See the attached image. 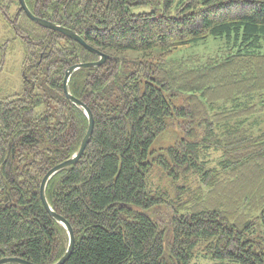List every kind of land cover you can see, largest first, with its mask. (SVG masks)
I'll return each mask as SVG.
<instances>
[{"label": "trees", "instance_id": "trees-1", "mask_svg": "<svg viewBox=\"0 0 264 264\" xmlns=\"http://www.w3.org/2000/svg\"><path fill=\"white\" fill-rule=\"evenodd\" d=\"M26 3L34 15L111 56L101 66L79 68L68 83L91 109L95 127L80 160L47 185L52 209L75 232L64 264H190L198 252L233 264H264V134L244 127L264 111L254 101L264 91V0ZM140 6L154 9L132 11ZM0 14L23 48L22 88L0 95V259L54 264L68 234L45 208L40 184L78 151L88 128L84 110L65 95L66 71L99 56L32 21L18 0H0ZM210 37L225 39L229 49L205 59L168 60ZM7 43L0 41L3 61ZM179 97L185 104L177 105ZM176 121L182 137L158 147ZM211 149L224 152L219 169L206 166ZM156 167L173 182L199 176L210 191L178 185L190 206L170 199L150 187ZM250 168L258 172L247 175ZM239 183L253 191H233ZM223 185L222 199L210 204ZM162 205L173 215H158Z\"/></svg>", "mask_w": 264, "mask_h": 264}, {"label": "rangeland", "instance_id": "rangeland-1", "mask_svg": "<svg viewBox=\"0 0 264 264\" xmlns=\"http://www.w3.org/2000/svg\"><path fill=\"white\" fill-rule=\"evenodd\" d=\"M179 1V0H177ZM154 8L151 6H140L134 7L132 11L134 13L139 12H151ZM15 10V8H14ZM8 40L6 47V55L5 60L1 59L0 55V65L2 64V68L0 70V95L7 92H19L22 88V62H23V51H22V43L19 38L16 37L10 25H7L4 21L3 17L0 14V41ZM230 45L223 38H214L210 37L207 40L200 41L195 44H191L190 46L182 47L175 52H173L168 58L169 61H173L175 63H181L187 60V58H196L205 59L208 56L212 55H220L225 52V50L229 49ZM3 61V62H2ZM185 99H188V96L183 95ZM257 106H261L264 109V91L261 95H257L256 100ZM185 104L184 101H181V97L178 98L177 105ZM241 120V119H239ZM237 120V121H239ZM247 120V119H246ZM252 123L253 125H250ZM244 127H247L252 135L259 136L264 134V111L258 113L254 116H250L246 121ZM182 127L181 122H173L171 126L168 127L167 131L162 135L160 141H158L157 146L166 148L171 143H174L176 139L178 140L182 137ZM224 152L222 150L216 151L211 149L207 152V160L208 164L207 168H217L220 167V162L222 160ZM254 168H250L246 174H253ZM255 171V170H254ZM258 172V171H255ZM184 185L194 190H199L202 188L204 194H207L210 190L200 184L199 176L193 177L188 174L187 179H182L177 182H173L163 171L156 167L150 176V187L153 190H161L170 199H179L187 202L185 205L190 206V195H179L178 189L176 186ZM225 186H220L214 191L213 194L209 197V203L215 205L217 200H221V192ZM233 191L242 192L246 190L251 192L253 190L246 188L245 186L239 184H234L232 186ZM258 191V189H256ZM155 212L158 213L161 217H170L173 210L167 205H162L161 207L156 208ZM252 215H256L253 213ZM190 264H233L229 261H220L214 260L210 257H207L202 252L196 253L195 257L191 261Z\"/></svg>", "mask_w": 264, "mask_h": 264}, {"label": "water", "instance_id": "water-1", "mask_svg": "<svg viewBox=\"0 0 264 264\" xmlns=\"http://www.w3.org/2000/svg\"><path fill=\"white\" fill-rule=\"evenodd\" d=\"M20 6L22 7V9L25 11L26 15L35 23H37L38 25L44 27V28H48L51 29L53 31H58L61 32L63 34H65L66 36H68L69 38L73 39L74 41L79 42L81 45H83L85 48H87L90 51H93L94 53H96L99 56V60L95 61V62H87V63H79L76 65L71 66L70 68L67 69L66 74H65V78L63 81V88H64V92L65 95L67 96V98L69 99V101L77 106H79L80 108H82L88 118V128L86 131V134L84 136V138L81 141L80 147L78 149V151L69 159L65 160L64 162H61L59 164H57L56 166H54L53 168H51L43 177L41 184H40V197L41 200L45 206V208L47 209V211L49 212V214L56 219L60 224H62L64 226V228L67 231L68 234V246L67 249L64 253V255L54 264H64L68 258L70 257V255L72 254V251L74 249V245H75V232L74 229L72 227V225L70 224V222L63 217L62 215L56 213L48 199H47V195H46V190H47V185L50 181V179L56 175L58 172H60L61 170H64L68 167H70L71 165L76 164L80 158L82 157V155L84 154L88 144L91 142L92 139V135L94 132V127H95V119L93 116V113L91 111V109L88 107V105L84 102H82L81 100L77 99L76 97H74L70 90H69V80L72 76V74L78 70L79 68H83V67H92V66H101L103 65L111 56L103 53L99 50H97L96 48H94L93 46H91L90 44H88L78 33H76L75 31L66 28L62 25L56 24L54 22H51L49 20H46L44 18L38 17L36 15H34L31 10L29 9L26 0H18ZM10 263H14V264H35L27 259L24 258H20V257H4L0 259V264H10Z\"/></svg>", "mask_w": 264, "mask_h": 264}]
</instances>
